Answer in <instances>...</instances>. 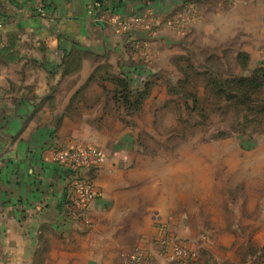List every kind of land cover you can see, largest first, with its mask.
I'll use <instances>...</instances> for the list:
<instances>
[{
	"label": "crops",
	"instance_id": "0c3cea01",
	"mask_svg": "<svg viewBox=\"0 0 264 264\" xmlns=\"http://www.w3.org/2000/svg\"><path fill=\"white\" fill-rule=\"evenodd\" d=\"M96 1L103 24L89 13ZM38 4L0 0V264H135L138 251L164 264L159 222L173 212L199 264H264V162H236L189 209V162L142 154L111 79L150 80L144 104L164 103L172 62L199 35L264 63V0H46L45 14ZM190 8L193 23L175 26ZM133 14L145 23L119 27ZM71 146L106 154L87 227L63 214L54 152Z\"/></svg>",
	"mask_w": 264,
	"mask_h": 264
},
{
	"label": "rangeland",
	"instance_id": "374dc122",
	"mask_svg": "<svg viewBox=\"0 0 264 264\" xmlns=\"http://www.w3.org/2000/svg\"><path fill=\"white\" fill-rule=\"evenodd\" d=\"M185 14L190 20L183 26L189 27L194 12L190 8ZM192 46V51L172 62L174 71L167 76L169 98L160 104H144L127 119L129 126L139 131L136 143L144 146L142 154L189 162V209L197 206L205 192H213L212 182L229 176L236 162H264V77L260 76L262 84L256 87L233 83L252 76L264 63L252 67L250 56L246 62L240 53L228 52L213 34L209 41L207 36L195 37ZM158 75L165 79V75ZM255 170L264 172V164ZM98 173H93L96 179ZM169 216L175 219V234L187 243L188 239L177 232L176 213H168L163 219ZM189 221L197 228L196 218ZM160 237L161 223L158 251ZM189 247L199 259L198 250Z\"/></svg>",
	"mask_w": 264,
	"mask_h": 264
},
{
	"label": "built area",
	"instance_id": "2783aa9c",
	"mask_svg": "<svg viewBox=\"0 0 264 264\" xmlns=\"http://www.w3.org/2000/svg\"><path fill=\"white\" fill-rule=\"evenodd\" d=\"M100 8L99 1L89 6L93 20L96 22L109 20V15ZM37 11L45 14L46 0H39ZM189 20V15L181 14L173 23L175 26H181ZM144 23L143 18L136 14L120 18L117 22L119 27L125 29H132ZM105 157L104 151L94 146H71L55 150L54 162L65 170L67 176L63 204V214L67 220L80 222L86 227L92 224L91 205L100 195L93 173L99 172ZM160 223L161 237L158 243L160 255L166 260L164 264H199L197 254L175 234V219L169 216L160 220ZM134 258L135 264H158L151 255L143 251H138Z\"/></svg>",
	"mask_w": 264,
	"mask_h": 264
},
{
	"label": "trees",
	"instance_id": "16d2710c",
	"mask_svg": "<svg viewBox=\"0 0 264 264\" xmlns=\"http://www.w3.org/2000/svg\"><path fill=\"white\" fill-rule=\"evenodd\" d=\"M239 56L245 57V60L247 62V58L249 57L245 53H240ZM184 56H178L176 59L181 58ZM124 73H122V76L113 77L112 80L115 81L116 84V90H115V98L117 97L119 100H121L126 107L127 111L130 113H136L140 111L144 105V100L148 97L151 89V81H145L144 86L142 88H134L132 86V82L129 78V76H123ZM264 77V67H259L256 70H254V73L252 76L246 77V78H240L238 80H234L233 83H236L238 86L243 87V85L246 86H253L256 87L258 84H262L259 79L260 76ZM216 80H212V83H215ZM228 84V82H227ZM222 88V86L220 87ZM228 89H231L230 87H226Z\"/></svg>",
	"mask_w": 264,
	"mask_h": 264
},
{
	"label": "water",
	"instance_id": "95a60500",
	"mask_svg": "<svg viewBox=\"0 0 264 264\" xmlns=\"http://www.w3.org/2000/svg\"><path fill=\"white\" fill-rule=\"evenodd\" d=\"M98 24H103V21H98Z\"/></svg>",
	"mask_w": 264,
	"mask_h": 264
}]
</instances>
